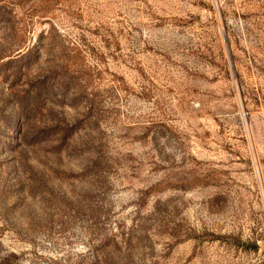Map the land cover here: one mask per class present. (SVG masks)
Returning <instances> with one entry per match:
<instances>
[{
    "label": "rangeland",
    "instance_id": "1",
    "mask_svg": "<svg viewBox=\"0 0 264 264\" xmlns=\"http://www.w3.org/2000/svg\"><path fill=\"white\" fill-rule=\"evenodd\" d=\"M0 264H264V0H0Z\"/></svg>",
    "mask_w": 264,
    "mask_h": 264
}]
</instances>
